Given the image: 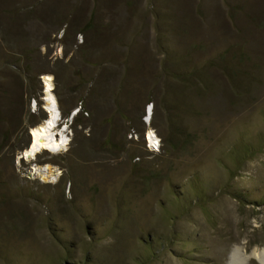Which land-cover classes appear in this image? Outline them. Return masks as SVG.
Masks as SVG:
<instances>
[{"label":"rangeland","instance_id":"rangeland-1","mask_svg":"<svg viewBox=\"0 0 264 264\" xmlns=\"http://www.w3.org/2000/svg\"><path fill=\"white\" fill-rule=\"evenodd\" d=\"M45 75L69 145L28 161ZM262 247L264 0H0V264Z\"/></svg>","mask_w":264,"mask_h":264},{"label":"bare ground","instance_id":"bare-ground-1","mask_svg":"<svg viewBox=\"0 0 264 264\" xmlns=\"http://www.w3.org/2000/svg\"><path fill=\"white\" fill-rule=\"evenodd\" d=\"M44 87H45V110L48 114L46 122L43 124L32 128L30 133L31 144L30 146L22 152L23 158L26 160H35L37 157L45 152L52 155H61L64 153L69 145V139L64 134L68 130V126L65 125L62 130L60 128V108L58 101L54 95V79L51 75H45L43 77ZM36 103L34 108H36ZM148 118L144 120L145 122H151L153 116V108H149L147 111ZM76 117V116H75ZM74 117V118H75ZM146 141L155 143L158 140L155 132L150 129L147 133ZM53 168L51 166H46L45 168H34V174H47V177L53 175ZM47 179V178H46ZM240 249L235 248L230 253L228 261L226 264H247L245 260L253 259L259 264H264V247L261 249H254L246 258L241 257Z\"/></svg>","mask_w":264,"mask_h":264},{"label":"built area","instance_id":"built-area-1","mask_svg":"<svg viewBox=\"0 0 264 264\" xmlns=\"http://www.w3.org/2000/svg\"><path fill=\"white\" fill-rule=\"evenodd\" d=\"M149 107H152L153 108V105L151 104V106H148V108ZM82 110V107H80V108H77L76 110H74V112H73V115L72 116H74V115H77V113L78 112H80ZM147 116L148 115H146V118H147ZM145 118V119H146ZM148 133V132H147ZM157 136V135H156ZM146 138H147V135H146ZM147 142V147L149 148V150L151 151V152H154V153H156V152H159L160 151V147H161V140L158 138V140L157 141H155V143H151L150 141H149V139H148V141H146Z\"/></svg>","mask_w":264,"mask_h":264}]
</instances>
